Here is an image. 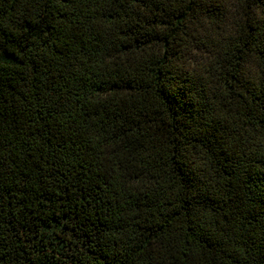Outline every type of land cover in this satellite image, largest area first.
I'll return each mask as SVG.
<instances>
[{
  "label": "trees",
  "instance_id": "1",
  "mask_svg": "<svg viewBox=\"0 0 264 264\" xmlns=\"http://www.w3.org/2000/svg\"><path fill=\"white\" fill-rule=\"evenodd\" d=\"M0 264H264V0H0Z\"/></svg>",
  "mask_w": 264,
  "mask_h": 264
}]
</instances>
